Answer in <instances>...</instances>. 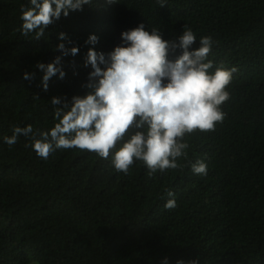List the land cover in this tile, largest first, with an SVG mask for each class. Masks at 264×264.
<instances>
[{
  "label": "trees",
  "instance_id": "trees-1",
  "mask_svg": "<svg viewBox=\"0 0 264 264\" xmlns=\"http://www.w3.org/2000/svg\"><path fill=\"white\" fill-rule=\"evenodd\" d=\"M27 5L0 0V138L14 126L53 127L51 99L70 102L88 91L89 48L108 53L140 23L165 39L191 28L193 49L211 35V71L221 64L238 70L222 105L225 120L214 132L185 137L189 159L204 160L207 176L185 167L149 177L142 162L124 175L87 150H57L43 160L23 136L11 147L0 139V264H162L164 257L169 264H264V0H93L40 39L21 33ZM61 32L79 52L62 59L65 77L54 76L45 91L36 65L61 55ZM93 34L95 45L87 43ZM169 190L171 210L164 207Z\"/></svg>",
  "mask_w": 264,
  "mask_h": 264
},
{
  "label": "clouds",
  "instance_id": "clouds-1",
  "mask_svg": "<svg viewBox=\"0 0 264 264\" xmlns=\"http://www.w3.org/2000/svg\"><path fill=\"white\" fill-rule=\"evenodd\" d=\"M157 2L166 5V0ZM92 3L28 0V5L21 8V33L40 39L62 15L67 17ZM67 39L65 33H59L61 42L56 50L61 55L48 64L36 65L42 72L41 87L45 91L54 76L65 77L62 59L79 52L78 47H66L63 41ZM98 39L90 35L87 43L95 45ZM198 39L199 47L193 49L197 35L191 28H185L176 39H165L161 31H149L145 23H140L123 31L121 43L108 53L89 48L84 61L85 67L91 68L84 85L87 93L73 96L70 102L53 97L56 122L49 130L34 129L31 124L14 126L11 136L0 139L11 147L23 136L31 141L25 146L43 160L57 150H87L102 159L110 158L113 170L124 175H130L134 162H142L149 177L185 167L195 175L207 176L204 160L189 159L190 145L185 137L197 131L214 132L225 120L227 113L222 105L230 99L228 88L238 69L221 64L211 71L214 64L209 55L216 41L211 35ZM177 49L180 54L170 59ZM24 78L31 79L32 74L25 73ZM167 196L170 199L164 207L176 208L175 194L169 190ZM162 264H169V258H162ZM177 264L185 262L180 259Z\"/></svg>",
  "mask_w": 264,
  "mask_h": 264
}]
</instances>
